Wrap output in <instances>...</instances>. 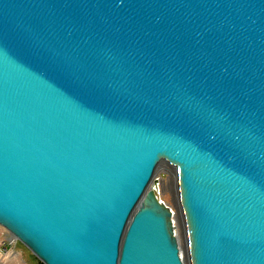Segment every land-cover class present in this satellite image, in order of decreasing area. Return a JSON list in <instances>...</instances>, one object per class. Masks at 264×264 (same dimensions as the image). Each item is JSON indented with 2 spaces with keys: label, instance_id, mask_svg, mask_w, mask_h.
Wrapping results in <instances>:
<instances>
[{
  "label": "water",
  "instance_id": "1",
  "mask_svg": "<svg viewBox=\"0 0 264 264\" xmlns=\"http://www.w3.org/2000/svg\"><path fill=\"white\" fill-rule=\"evenodd\" d=\"M0 225L43 264H264V0H0Z\"/></svg>",
  "mask_w": 264,
  "mask_h": 264
},
{
  "label": "rangeland",
  "instance_id": "2",
  "mask_svg": "<svg viewBox=\"0 0 264 264\" xmlns=\"http://www.w3.org/2000/svg\"><path fill=\"white\" fill-rule=\"evenodd\" d=\"M175 174V175H174ZM152 187L157 188L159 197L175 211V227L180 239L183 256L188 255L187 236H184L183 227L185 223L178 200V187L176 171L168 163L161 161L155 170ZM177 194V195H176ZM0 240H5L10 250L7 254L0 256V264H43L34 253L12 235L5 227L0 225Z\"/></svg>",
  "mask_w": 264,
  "mask_h": 264
},
{
  "label": "built area",
  "instance_id": "3",
  "mask_svg": "<svg viewBox=\"0 0 264 264\" xmlns=\"http://www.w3.org/2000/svg\"><path fill=\"white\" fill-rule=\"evenodd\" d=\"M10 250L8 249V245L5 240H0V256L7 254Z\"/></svg>",
  "mask_w": 264,
  "mask_h": 264
},
{
  "label": "bare ground",
  "instance_id": "4",
  "mask_svg": "<svg viewBox=\"0 0 264 264\" xmlns=\"http://www.w3.org/2000/svg\"><path fill=\"white\" fill-rule=\"evenodd\" d=\"M174 169V168H173ZM174 171H175V169H174ZM175 175V174H174ZM177 195V194H176ZM178 196V195H177ZM181 215V212L179 213V216ZM181 217H182V215H181ZM183 232H184V236L186 235V230H185V227H183Z\"/></svg>",
  "mask_w": 264,
  "mask_h": 264
}]
</instances>
